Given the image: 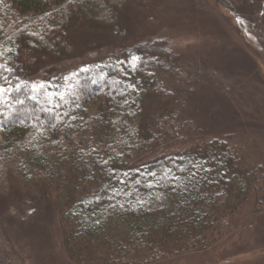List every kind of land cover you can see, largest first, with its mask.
I'll return each mask as SVG.
<instances>
[{"label":"trees","instance_id":"16d2710c","mask_svg":"<svg viewBox=\"0 0 264 264\" xmlns=\"http://www.w3.org/2000/svg\"><path fill=\"white\" fill-rule=\"evenodd\" d=\"M52 1L0 0V133L29 155L25 169L90 189L67 211L72 259L146 264L205 249L256 189L258 171L243 168L224 140L136 161L161 149L175 125L172 114L146 116V103L168 96L156 61L173 56L156 42L67 74L61 87L25 81L24 50L46 44L70 15L96 11L94 0H67L37 15Z\"/></svg>","mask_w":264,"mask_h":264},{"label":"rangeland","instance_id":"374dc122","mask_svg":"<svg viewBox=\"0 0 264 264\" xmlns=\"http://www.w3.org/2000/svg\"><path fill=\"white\" fill-rule=\"evenodd\" d=\"M66 2L43 3L37 15ZM90 7L92 16L70 15L46 44L23 51L25 81L55 88L132 47L166 46L173 57L157 60L156 73L168 96L146 103V116L174 115L173 133L163 150L141 151L136 161L224 140L261 176L205 249L146 264H264V0H94ZM5 142L0 133V264H103L72 259L67 248V211L90 189L73 178L65 188L68 176L50 184L46 173L25 169L23 148Z\"/></svg>","mask_w":264,"mask_h":264},{"label":"snow or ice","instance_id":"6c2138e0","mask_svg":"<svg viewBox=\"0 0 264 264\" xmlns=\"http://www.w3.org/2000/svg\"><path fill=\"white\" fill-rule=\"evenodd\" d=\"M134 59H136V58H134ZM4 90L3 89H0V93H2Z\"/></svg>","mask_w":264,"mask_h":264}]
</instances>
